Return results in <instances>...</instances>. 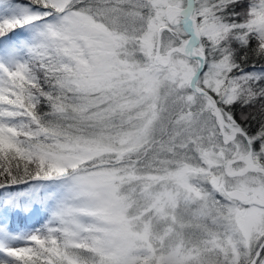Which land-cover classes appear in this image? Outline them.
Listing matches in <instances>:
<instances>
[{
  "label": "snow or ice",
  "instance_id": "obj_1",
  "mask_svg": "<svg viewBox=\"0 0 264 264\" xmlns=\"http://www.w3.org/2000/svg\"><path fill=\"white\" fill-rule=\"evenodd\" d=\"M0 264H264V0H0Z\"/></svg>",
  "mask_w": 264,
  "mask_h": 264
},
{
  "label": "trees",
  "instance_id": "obj_2",
  "mask_svg": "<svg viewBox=\"0 0 264 264\" xmlns=\"http://www.w3.org/2000/svg\"><path fill=\"white\" fill-rule=\"evenodd\" d=\"M21 2H26V0H21Z\"/></svg>",
  "mask_w": 264,
  "mask_h": 264
}]
</instances>
